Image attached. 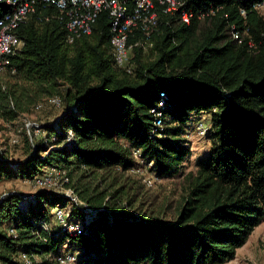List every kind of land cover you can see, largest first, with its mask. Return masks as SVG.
I'll return each instance as SVG.
<instances>
[{"label": "trees", "instance_id": "obj_1", "mask_svg": "<svg viewBox=\"0 0 264 264\" xmlns=\"http://www.w3.org/2000/svg\"><path fill=\"white\" fill-rule=\"evenodd\" d=\"M120 1L135 7L136 0ZM262 1L177 0L170 11L157 2L151 34L130 33L131 72L115 62L108 10L99 13L91 34L73 43L66 19L52 6H41L17 29L25 45L11 68L0 71V118L17 120L41 93L60 98L62 111L53 124H40L49 132L47 144L31 145L20 161L0 155V182L66 169L68 185L91 211L47 190L6 194L0 198V264H22L23 254L33 264H53L67 242L79 252L77 264L235 258L264 220V11L256 7ZM43 84L38 92L30 87ZM162 93L169 102L158 128L153 110ZM200 113L211 114L210 152L182 175L171 216L170 204L155 213L144 184L130 174L150 163L157 178L178 173L191 154L186 124ZM68 204L71 217L90 216L86 231L57 237L44 230L53 208Z\"/></svg>", "mask_w": 264, "mask_h": 264}, {"label": "built area", "instance_id": "obj_2", "mask_svg": "<svg viewBox=\"0 0 264 264\" xmlns=\"http://www.w3.org/2000/svg\"><path fill=\"white\" fill-rule=\"evenodd\" d=\"M157 2L167 6V11L178 6L177 0H136L133 10L120 0H0V71L11 68V58L21 50L25 41L18 34L17 29L24 24L33 14L38 12L41 6H52L58 9L59 13L66 19L68 31L67 40L73 43L76 39L89 35L93 31V26L99 13L108 10L112 18L111 45L114 52L117 66L131 72L134 68L132 59L133 45L129 44L130 33L136 28H141L149 36L158 22V13L155 10ZM258 9L264 11V0L257 4ZM244 13V10L242 11ZM184 19L189 21L188 15L184 12ZM235 38L239 34L235 32ZM15 72V70H13ZM161 101L157 113L156 126H163L162 110L168 105V97L165 93L161 94ZM51 102L57 107L61 106V99L54 97ZM38 132H41V125L37 124ZM18 139H13L17 143ZM136 158L140 157V150L133 151ZM1 155V154H0ZM152 166V163L149 164ZM147 181V179H146ZM33 188L46 189L54 188L66 196L70 202L82 205L85 211H91L82 202L74 190L68 185L70 178L67 170L51 167L43 175L31 180H26ZM150 182V180H149ZM90 216L85 218H74L70 212L62 206L55 208V218L58 223L57 230L53 231L49 223H43L42 227L47 232H54V236L64 237L66 234L78 236L86 231V226ZM79 252H64L54 256L58 264H75L78 260ZM22 264H33V258L22 255Z\"/></svg>", "mask_w": 264, "mask_h": 264}, {"label": "rangeland", "instance_id": "obj_3", "mask_svg": "<svg viewBox=\"0 0 264 264\" xmlns=\"http://www.w3.org/2000/svg\"><path fill=\"white\" fill-rule=\"evenodd\" d=\"M45 86L47 85L43 84L40 87L30 85L33 92H38L39 89L46 88ZM38 95L36 102L29 105V110L22 114L17 120L8 122L0 118V154L5 155L4 153H6L7 158L12 162L23 160L31 145L34 147L38 143L47 144L49 132L45 129L38 132L37 124L45 126L53 124L62 111L60 107H57L51 102L50 97L52 95L48 93H41ZM211 128V114L200 113L193 114L190 117L186 124L185 133L188 144L191 147V154L184 160L183 166L178 173L157 178L154 176L155 174L149 170L150 166L141 167L139 171L134 170L131 172L130 175L133 178L140 181L141 184H144L143 190L146 194L147 203L151 205V209L155 213L162 212V209H160L162 204H170L171 211L167 210L168 214H166V216H171L172 206L176 205L181 198L182 175L189 171L196 170L198 161L207 157L210 152L213 134ZM15 138L18 139L17 143H13V139ZM69 138H71V136ZM50 139L54 142L57 138L56 136H52ZM28 142H30V144ZM38 190L40 189L33 188L30 183L22 179L0 182V198L10 192L21 193L24 196H28L35 194ZM41 190L60 194L59 191L52 187ZM71 206L72 205L68 204L64 207L70 214L72 210ZM52 214L49 226L52 230H57L58 223L55 218V208H53ZM68 251L75 252V250L70 248L67 242L62 246L58 254ZM78 256L80 255H77L79 260L80 258ZM53 260V264H58L54 257ZM37 262H40L38 258ZM75 264H77V262ZM222 264H264V220L254 229L247 242L237 250L235 258Z\"/></svg>", "mask_w": 264, "mask_h": 264}]
</instances>
